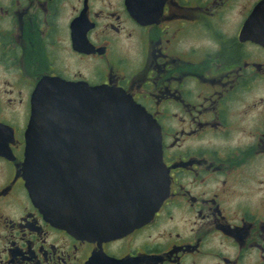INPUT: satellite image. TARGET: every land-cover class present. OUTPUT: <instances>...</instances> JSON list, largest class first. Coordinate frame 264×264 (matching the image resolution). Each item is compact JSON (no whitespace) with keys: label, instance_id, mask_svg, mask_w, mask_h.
Here are the masks:
<instances>
[{"label":"flooded vegetation","instance_id":"obj_1","mask_svg":"<svg viewBox=\"0 0 264 264\" xmlns=\"http://www.w3.org/2000/svg\"><path fill=\"white\" fill-rule=\"evenodd\" d=\"M134 37L130 69L119 43ZM0 74V264H264V0H0ZM44 78L123 90L157 122L169 194L151 220L122 182L92 220L34 204L23 167Z\"/></svg>","mask_w":264,"mask_h":264},{"label":"water","instance_id":"obj_2","mask_svg":"<svg viewBox=\"0 0 264 264\" xmlns=\"http://www.w3.org/2000/svg\"><path fill=\"white\" fill-rule=\"evenodd\" d=\"M31 104L23 172L46 217L76 222L84 207L92 220L95 196L122 182L132 214L151 220L169 194V173L160 128L142 106L123 90L58 78L41 80Z\"/></svg>","mask_w":264,"mask_h":264},{"label":"rangeland","instance_id":"obj_3","mask_svg":"<svg viewBox=\"0 0 264 264\" xmlns=\"http://www.w3.org/2000/svg\"><path fill=\"white\" fill-rule=\"evenodd\" d=\"M136 38L137 37H134L131 40L122 39L119 43V47L121 48V50H122V47H126V45H128V47H129L124 53L126 55L130 56L129 59L132 57V59L129 62V68L130 69L133 68L134 66H136L135 63L137 62L136 56L134 55L135 53H138V48H137L136 42H135ZM0 76H1V74H0ZM0 82H1V84H0L1 90H2V88L3 89H9L4 81L0 80Z\"/></svg>","mask_w":264,"mask_h":264}]
</instances>
